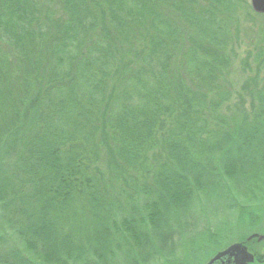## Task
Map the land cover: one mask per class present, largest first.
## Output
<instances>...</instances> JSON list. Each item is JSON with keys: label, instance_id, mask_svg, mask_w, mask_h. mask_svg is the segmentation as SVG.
Here are the masks:
<instances>
[{"label": "trees", "instance_id": "16d2710c", "mask_svg": "<svg viewBox=\"0 0 264 264\" xmlns=\"http://www.w3.org/2000/svg\"><path fill=\"white\" fill-rule=\"evenodd\" d=\"M241 3L0 0V264H35L10 236L47 264L174 261L220 173L264 161V38L220 113Z\"/></svg>", "mask_w": 264, "mask_h": 264}, {"label": "rangeland", "instance_id": "374dc122", "mask_svg": "<svg viewBox=\"0 0 264 264\" xmlns=\"http://www.w3.org/2000/svg\"><path fill=\"white\" fill-rule=\"evenodd\" d=\"M263 15H256L250 0H243L239 7V35L234 43L235 59L232 62L228 81L233 99L225 105L222 114L231 115L233 105L238 102L240 87L255 73L252 47L264 38ZM251 22V24H250ZM256 41V42H255ZM264 47V43L261 45ZM249 55V70H241V61ZM247 102L245 107L247 108ZM242 167V168H241ZM231 171H222L221 182L216 187L215 196L194 205L198 228L195 235L181 241L173 262L157 259L150 264H206L216 254L224 251L232 243L245 241L251 234H264V161L254 162ZM12 244L35 264H47L32 253L19 239L10 236ZM248 250L264 257V242L252 241ZM92 259L72 260L65 264H92ZM264 264V258L263 263Z\"/></svg>", "mask_w": 264, "mask_h": 264}, {"label": "water", "instance_id": "95a60500", "mask_svg": "<svg viewBox=\"0 0 264 264\" xmlns=\"http://www.w3.org/2000/svg\"><path fill=\"white\" fill-rule=\"evenodd\" d=\"M250 6L255 14L264 15V0H250ZM251 240L264 241V235L253 234L245 241L248 243ZM253 260V256L248 253L244 244H232L209 259L206 264H252Z\"/></svg>", "mask_w": 264, "mask_h": 264}, {"label": "flooded vegetation", "instance_id": "af4514ba", "mask_svg": "<svg viewBox=\"0 0 264 264\" xmlns=\"http://www.w3.org/2000/svg\"><path fill=\"white\" fill-rule=\"evenodd\" d=\"M247 249V248H246ZM254 256V255H253ZM255 264V263H254Z\"/></svg>", "mask_w": 264, "mask_h": 264}]
</instances>
